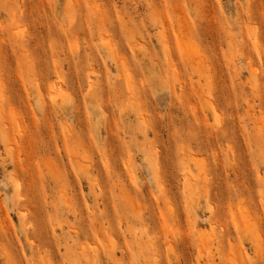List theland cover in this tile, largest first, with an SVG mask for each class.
Here are the masks:
<instances>
[{
	"label": "rangeland",
	"instance_id": "obj_1",
	"mask_svg": "<svg viewBox=\"0 0 264 264\" xmlns=\"http://www.w3.org/2000/svg\"><path fill=\"white\" fill-rule=\"evenodd\" d=\"M0 264H264V0H0Z\"/></svg>",
	"mask_w": 264,
	"mask_h": 264
},
{
	"label": "bare ground",
	"instance_id": "obj_2",
	"mask_svg": "<svg viewBox=\"0 0 264 264\" xmlns=\"http://www.w3.org/2000/svg\"><path fill=\"white\" fill-rule=\"evenodd\" d=\"M199 253V252H198Z\"/></svg>",
	"mask_w": 264,
	"mask_h": 264
}]
</instances>
